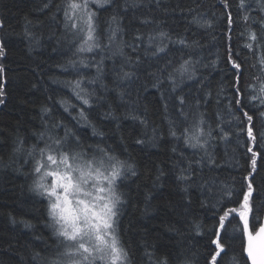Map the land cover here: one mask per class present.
<instances>
[{
    "label": "trees",
    "instance_id": "obj_1",
    "mask_svg": "<svg viewBox=\"0 0 264 264\" xmlns=\"http://www.w3.org/2000/svg\"><path fill=\"white\" fill-rule=\"evenodd\" d=\"M226 4L114 0L97 10L100 46L88 52L79 50L83 42L66 27L67 0H0V264H48L57 252L48 200L33 191V156L39 158L49 136L64 137L65 129L89 155L100 156L103 148L137 173L120 184L126 203L118 234L131 264H157L164 256L169 264H208L220 202L238 208L249 182L250 226L263 223L264 5ZM113 15L119 30L110 40ZM253 32L256 41L249 38ZM124 72L133 75L122 79ZM77 81L91 107L76 98ZM245 111L253 116L254 141ZM193 136L207 141V154L185 144ZM69 146L76 147L75 139ZM249 148L257 153L254 172ZM201 157L202 164L195 163ZM190 162L194 183L178 179ZM238 221L221 230L224 251L216 264H249Z\"/></svg>",
    "mask_w": 264,
    "mask_h": 264
},
{
    "label": "snow or ice",
    "instance_id": "obj_2",
    "mask_svg": "<svg viewBox=\"0 0 264 264\" xmlns=\"http://www.w3.org/2000/svg\"><path fill=\"white\" fill-rule=\"evenodd\" d=\"M222 2H225L227 6L226 0H222ZM113 3L114 0H67V7L64 10L66 27L86 32V38L79 49L80 51L91 52L100 46L97 43L99 34L97 10H107V6H111ZM258 3L264 5V0H258ZM93 5L96 10L92 9ZM243 6L244 0H241V7ZM111 19L116 22L117 27L111 29L110 40L119 30V21L116 15H113ZM145 22L147 23V21ZM78 25L82 27H78ZM2 27L3 24H0V28ZM249 38L252 41L257 40L254 32L249 34ZM136 39L139 40L141 37L137 36ZM149 39L153 38L149 37ZM245 46L252 48L251 44ZM158 51L162 52L164 48L161 47ZM119 54L123 55V51L121 50ZM0 55H3L2 47H0ZM229 60L231 61V56H229ZM260 63L264 67V58ZM84 67H88V65H84ZM96 67L98 74L103 72L100 64H97ZM232 67L237 70L241 69V65L234 61ZM0 72H3L2 68H0ZM132 75V73L124 72L122 79H130ZM235 75L238 83L240 75L238 73ZM95 82V80L90 81V83ZM172 83L175 84V80H172ZM74 88L80 89L75 92L76 98L81 100L83 105L91 107L89 98L82 97L80 94L81 91H84L80 81L76 82ZM261 91L264 92V83L261 84ZM239 93L240 89L237 88V94L239 95ZM3 94V86L0 85V96ZM2 103L3 100L0 99V104ZM179 103L181 105L185 103L183 97L179 99ZM236 104L241 109L243 108L239 99L236 100ZM45 111L50 110L45 109ZM65 111H68V107H65ZM243 115L249 121L247 135L254 141L256 137L253 134V127L250 126L253 116L246 111L243 112ZM79 116L87 122L88 118L83 109L80 110ZM171 134L174 137L176 135L175 132ZM93 135H97L95 130ZM70 139H75L76 147H65ZM49 140L51 143H46L45 148L39 150V158L33 156L35 160L33 170L36 173H41L33 191L48 200V216L58 238L57 252L48 264H97L98 261L100 264H131L129 252L121 243L118 228L120 206L126 203L124 194L120 191V184L129 176H135L137 174L135 169L126 161L103 148H98V152L102 155L97 156L96 153L89 155L80 146L79 137L71 130L65 129L64 137L49 136ZM136 143L142 144L143 141L137 140ZM206 143L207 141L201 142L199 136L185 139L187 146L204 148L205 154H207ZM248 151L252 152V149L249 148ZM29 155L32 156L31 151ZM256 155L257 153L252 152L253 172L256 166ZM203 159L201 157V160L195 161V163L202 164ZM209 162L211 163V157H209ZM190 169H192L191 162L187 168L182 169L178 179L194 183V170L190 171ZM49 177L51 178L50 182L45 183L44 181ZM118 181L120 183H117ZM187 187L188 185L185 186L184 191H187ZM252 192L253 185L249 182L247 191L242 193L243 200L239 202L238 208L230 207L223 200L220 202L221 207L218 211L221 214L213 233L215 238L211 240L215 249H213L214 254L211 255L208 264H216V258L224 251V237L221 236V230L226 231V222L231 223L236 217H239L238 224H242L240 231L247 239L245 251L251 264H264V223H253L250 226L249 222L253 211L250 201ZM225 195L230 198L232 193L226 192ZM253 219L257 218L253 217ZM157 264H169L168 257H161Z\"/></svg>",
    "mask_w": 264,
    "mask_h": 264
},
{
    "label": "rangeland",
    "instance_id": "obj_3",
    "mask_svg": "<svg viewBox=\"0 0 264 264\" xmlns=\"http://www.w3.org/2000/svg\"><path fill=\"white\" fill-rule=\"evenodd\" d=\"M92 8L94 7L95 8V6L93 5V6H91ZM78 27H82L81 25H78ZM70 28V27H69ZM70 30H71V32L73 33V34H75L77 37H78V39H79V41H81V42H84V39L86 38V32H81V31H78L77 29H72V28H70ZM43 171V170H42ZM40 176H41V173H37V177H36V180H35V182H34V185L36 184V182L40 179ZM50 180H51V178L49 177V178H46V180L44 181L45 183H48V182H50ZM45 198V197H44ZM99 262V261H98ZM100 263V262H99Z\"/></svg>",
    "mask_w": 264,
    "mask_h": 264
},
{
    "label": "water",
    "instance_id": "obj_4",
    "mask_svg": "<svg viewBox=\"0 0 264 264\" xmlns=\"http://www.w3.org/2000/svg\"><path fill=\"white\" fill-rule=\"evenodd\" d=\"M263 223H264V219H263ZM246 255H247V253H246ZM248 258V257H247ZM248 261H249V264H251V261L249 260V258H248Z\"/></svg>",
    "mask_w": 264,
    "mask_h": 264
}]
</instances>
